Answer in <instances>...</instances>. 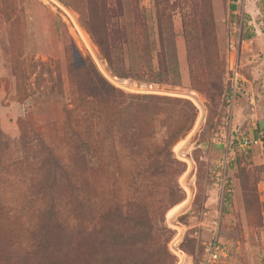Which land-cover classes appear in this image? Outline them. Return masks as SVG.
<instances>
[{"label":"rangeland","instance_id":"1","mask_svg":"<svg viewBox=\"0 0 264 264\" xmlns=\"http://www.w3.org/2000/svg\"><path fill=\"white\" fill-rule=\"evenodd\" d=\"M232 130L264 132V0H0V264H200L213 238L264 264V145Z\"/></svg>","mask_w":264,"mask_h":264},{"label":"built area","instance_id":"2","mask_svg":"<svg viewBox=\"0 0 264 264\" xmlns=\"http://www.w3.org/2000/svg\"><path fill=\"white\" fill-rule=\"evenodd\" d=\"M232 57L229 59L228 64V74H227V83H228V94L226 102L229 104V108H233V105L236 102L237 95L240 93V75L238 73L239 68V57H238V47L233 48L232 46ZM231 136H233V141L236 142L237 146L241 150L250 149L252 146L262 147L264 145V132H257L252 137L245 135L244 133H238L235 130H232ZM225 167L227 164V159L224 161ZM221 187V197L229 195L232 190L228 179L223 175L220 179ZM205 258L204 261L200 264H212L219 257L224 256L221 244L217 239L211 240L204 248Z\"/></svg>","mask_w":264,"mask_h":264},{"label":"trees","instance_id":"3","mask_svg":"<svg viewBox=\"0 0 264 264\" xmlns=\"http://www.w3.org/2000/svg\"><path fill=\"white\" fill-rule=\"evenodd\" d=\"M234 9V8H232ZM161 69H163V66H160ZM110 92H112V94H114V90L111 89V88H108ZM119 118H120V115H118ZM121 116L123 118H125V114H121ZM120 121L117 120L116 123H119ZM119 126V125H118ZM118 126H115L116 128H118ZM116 133H118V130H116ZM119 142V140H117ZM117 141L115 142H110V140L108 142H102L100 139H98L97 137H94V146L96 147V149H100V153L102 154V157H107V158H117V156L119 155V153H121L122 151V147H119L117 148ZM120 144V143H119ZM118 213V212H117ZM133 220H136V219H132V220H129V221H132Z\"/></svg>","mask_w":264,"mask_h":264},{"label":"bare ground","instance_id":"4","mask_svg":"<svg viewBox=\"0 0 264 264\" xmlns=\"http://www.w3.org/2000/svg\"><path fill=\"white\" fill-rule=\"evenodd\" d=\"M79 31V30H78ZM89 43V42H88ZM89 45V44H88ZM122 82V81H121ZM196 97V96H195ZM178 207L173 208L171 211L168 212V216H171ZM177 215V214H176Z\"/></svg>","mask_w":264,"mask_h":264}]
</instances>
